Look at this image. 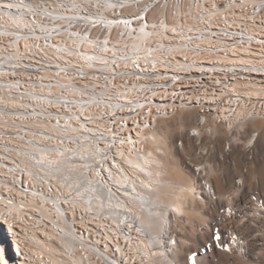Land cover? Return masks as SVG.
<instances>
[{
  "label": "built area",
  "instance_id": "1",
  "mask_svg": "<svg viewBox=\"0 0 264 264\" xmlns=\"http://www.w3.org/2000/svg\"><path fill=\"white\" fill-rule=\"evenodd\" d=\"M37 1L0 0V9L16 20L0 19L11 27L0 31L4 193L28 191L16 184L8 157H21L33 145L47 157L55 144L71 156L79 153L87 181L117 196L122 189L135 192L112 183L124 174L121 164L142 150L137 135L158 119L191 109L227 128L264 116V0H98L80 14L61 10L88 22L86 30L72 27L49 39L19 25L42 12ZM22 9L29 16H20ZM143 13L150 20L137 19ZM75 217L77 233L91 245L90 253H77L85 264H101L100 254H108L110 264L151 263L150 251L138 239L128 243L116 223ZM4 219L30 264L33 252L24 238L30 227L10 211Z\"/></svg>",
  "mask_w": 264,
  "mask_h": 264
},
{
  "label": "bare ground",
  "instance_id": "2",
  "mask_svg": "<svg viewBox=\"0 0 264 264\" xmlns=\"http://www.w3.org/2000/svg\"><path fill=\"white\" fill-rule=\"evenodd\" d=\"M97 3L98 0H38L37 5L42 8V12L36 19L22 18L19 25L30 30L32 28L41 30L44 39L65 34L72 27L84 31L88 28L85 26L88 22L81 21L78 16L64 15L61 10L69 8L80 14L84 8H88L91 4L96 6ZM50 6L52 9L49 8ZM28 11L22 9L19 12L20 16H29ZM0 19H9L10 24L16 21L6 9H0ZM143 20H150V13H143ZM9 28L11 27L0 24V31ZM139 44L134 42V47H138ZM49 76H56V69H49ZM162 83H169V76H162ZM177 86H185V79H177ZM183 115H187V112L180 114ZM197 117V121L192 123L194 129L188 131L187 136L184 137L186 140L194 142L192 139L199 137L200 127L204 126L209 118L198 114ZM258 119L262 120L264 116L249 117L243 122L235 121L227 128L216 119L213 121L228 129V135L236 136L242 126ZM164 120L166 119H158L151 129L137 135L135 141L142 146V150H138L125 164H121L124 174L113 180L112 185L119 188L120 186L129 188L131 185L135 189L134 193L122 189L121 194L117 196L106 194L100 186L85 178V168H81L78 162L79 157L83 156L79 153L71 156L56 144L48 146L50 147L48 157L38 148H33L34 145L25 149L21 157H8L13 160L16 184L19 185V182L24 184L28 191L4 193L0 190V244H4L9 250L6 264H28L18 246L15 234H11L10 227L4 219L5 213L9 211L15 214L16 222L24 220L25 226L30 227L24 238L29 240L30 244L37 245L42 250V254L47 255L45 261L42 263L39 261L40 264H71L72 261L74 264H85L77 253H90L91 245L84 243L77 233L78 230L75 228L77 215L89 220L116 223L118 227L124 228L129 234L128 243L138 239L145 246L146 252L150 251V264H183L185 256L194 250V247L186 244L185 240L176 238L179 234L178 218L184 222L188 218V210H202L200 201L204 202L202 205L205 209L218 214L219 209L224 205L239 200V197L245 193L247 182L245 183L242 177L236 179L233 185L237 189L232 194H226L216 191L210 182L202 180L205 174L202 167H196L194 171V176H198L197 189L201 192L190 187L189 180L181 182L182 184L178 186L161 179V176L158 177L163 168L161 169L159 158L152 154V148L159 143ZM206 135H210L209 130H206ZM249 136L246 145L250 149L254 146L257 136L255 134ZM33 143L35 142L30 141L27 144L32 146ZM234 145L232 140L227 143L224 154L220 157L222 161L229 153L238 152L234 150ZM177 146V151L184 155L185 149L181 142H178ZM156 153L158 155L163 152L159 150ZM38 160H42L43 163H37ZM56 169L59 171L57 172ZM237 169L241 170L239 166ZM171 177L176 180L174 174H171ZM259 183L264 186L262 181ZM50 188L54 189L53 195L48 192ZM176 188H182V191H174ZM252 209L257 213L260 211L257 207ZM46 229L49 231L46 232ZM202 229L204 232L199 239L201 247L204 246L206 239L212 238L207 225H203ZM40 230L42 235L38 236ZM172 236L175 237L174 240ZM52 239L56 241V245L53 244ZM124 247L125 244L123 249ZM31 254L28 255V260L30 264H36L35 256ZM100 261L101 264H110L108 254H100ZM187 264H197L194 253L187 256Z\"/></svg>",
  "mask_w": 264,
  "mask_h": 264
},
{
  "label": "rangeland",
  "instance_id": "3",
  "mask_svg": "<svg viewBox=\"0 0 264 264\" xmlns=\"http://www.w3.org/2000/svg\"><path fill=\"white\" fill-rule=\"evenodd\" d=\"M184 112H187V115L180 116ZM197 118L195 110H180L173 117L164 120L159 143L152 148V154L159 158L161 169L163 168V173L157 176L178 186L182 184L181 182L189 180L186 184L197 192L201 191L197 189L198 176H194L196 167L204 169L202 180L210 182L220 193L232 194L237 189L233 184L238 178L242 177L247 183L245 193L239 200L224 205L218 214L205 209L204 202L202 205L200 201L202 210H188V218L184 222L178 218L179 234L176 238L183 239L186 244L194 247V250L185 256L183 264H187V256L193 253L196 255L197 264H218L217 257L225 255L221 246L231 247L233 251L239 249L243 264H264V186L259 183L260 181L264 183V119L247 123L240 128L236 136H233L228 135V129L208 118L206 124L200 127L199 137L193 138L194 142L186 140L184 137L188 131L194 129L192 123H195ZM206 130L210 131L209 136L206 135ZM250 134L257 137L254 146L249 149L246 142ZM231 140L235 143L234 150L238 152L229 153L222 161L220 157ZM178 142H181L185 149L184 155L177 151ZM159 150L163 153L158 156L156 152ZM238 166L241 168L240 171L237 169ZM171 174H174L177 183ZM174 191H182V188H176ZM252 207H257L260 211L257 213ZM203 225L209 227L212 238L206 239L204 246L201 247L199 239L204 232ZM40 232L41 230L38 236L42 235ZM52 241L54 245L57 244L54 239ZM28 246V250L35 256L36 264L46 260L47 255L42 254L37 245ZM8 251L4 244H0V264H6L5 260L9 259ZM11 255L13 256L12 252Z\"/></svg>",
  "mask_w": 264,
  "mask_h": 264
},
{
  "label": "snow or ice",
  "instance_id": "4",
  "mask_svg": "<svg viewBox=\"0 0 264 264\" xmlns=\"http://www.w3.org/2000/svg\"><path fill=\"white\" fill-rule=\"evenodd\" d=\"M73 6H76V5L73 4ZM111 6L115 7L116 5H111ZM119 7L123 8L125 7V5L120 4ZM137 19H143V16H137ZM253 139H255L254 136H253ZM37 163L42 164L43 161L38 160ZM56 171L58 172L59 169H56ZM237 183L239 182L237 181ZM221 248H222V251L225 253V255L217 257L218 264H243V257L240 256L239 249L233 251L232 249L227 248V247L221 246ZM237 257H239V259H237Z\"/></svg>",
  "mask_w": 264,
  "mask_h": 264
},
{
  "label": "crops",
  "instance_id": "5",
  "mask_svg": "<svg viewBox=\"0 0 264 264\" xmlns=\"http://www.w3.org/2000/svg\"><path fill=\"white\" fill-rule=\"evenodd\" d=\"M229 189V188H228ZM227 190V189H226Z\"/></svg>",
  "mask_w": 264,
  "mask_h": 264
}]
</instances>
